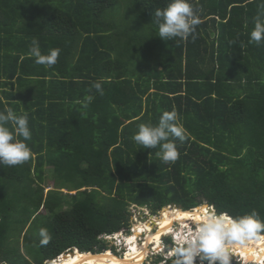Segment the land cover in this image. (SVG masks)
Segmentation results:
<instances>
[{"label":"trees","instance_id":"1","mask_svg":"<svg viewBox=\"0 0 264 264\" xmlns=\"http://www.w3.org/2000/svg\"><path fill=\"white\" fill-rule=\"evenodd\" d=\"M164 3L0 0V107L29 113L33 151L23 165L0 166L7 264L114 249L100 237L128 227L133 205L156 215L206 202L264 215V44L248 43L261 0H196L203 14L195 41L157 36L151 21ZM33 38L45 53L61 49L56 65L26 55ZM101 79L104 95L89 92ZM89 94L82 110L77 101ZM173 107L190 139L166 165L158 149L131 137L138 123ZM156 219L157 230L166 221ZM42 227L52 235L46 246ZM22 237L38 247V260L12 244Z\"/></svg>","mask_w":264,"mask_h":264},{"label":"clouds","instance_id":"2","mask_svg":"<svg viewBox=\"0 0 264 264\" xmlns=\"http://www.w3.org/2000/svg\"><path fill=\"white\" fill-rule=\"evenodd\" d=\"M202 14L203 8L196 3V0H165L163 7L156 8L151 24L155 27L157 36L162 40L178 38L188 41L191 38L195 41L197 27L202 23ZM252 23L248 43H254L257 46L264 44V0H261L259 11L253 17ZM60 54L59 47L49 48L46 53L43 52L39 40L35 38L32 39L31 46L26 53L28 57L34 58L36 64L48 68L57 64ZM91 89H95L101 96L104 95L103 79L94 81L89 92ZM93 100L94 96L89 94L77 103L81 105L82 110H86ZM131 139L144 149H158L155 153L156 157L163 164L170 165L180 158V146L190 139V133L173 107L170 111L163 110L155 123L151 120L138 123ZM31 140L32 128L29 113L23 109H20L18 113L7 103L0 107V166L15 167L30 161L33 157L29 143ZM195 214L200 216L199 221L186 232L181 229L176 234L178 240L172 235L170 237L171 249L167 246L158 258L154 257L159 260V264L165 257H169L167 259H170V264H196L197 258L200 264H233L235 260L233 250L236 248L245 252L248 264H253L251 263L253 260L257 264H264V252H261L259 256L256 255L257 242L264 241V215L256 208L236 214L229 210H217L213 204H205L197 209ZM157 216L154 215V217ZM131 228L130 226L123 227L112 233L130 231L126 239L121 240V246H124L125 250L118 254H122V257L131 246L129 243ZM38 236L41 246L48 245L52 240V235L47 228H40ZM111 246L115 248L106 251L113 252L116 248L119 249L114 244ZM76 251L79 250L73 248L66 252L75 253ZM94 259L97 264H107L104 256H96ZM54 261L56 259L51 262ZM0 264H7V261L0 259Z\"/></svg>","mask_w":264,"mask_h":264},{"label":"rangeland","instance_id":"3","mask_svg":"<svg viewBox=\"0 0 264 264\" xmlns=\"http://www.w3.org/2000/svg\"><path fill=\"white\" fill-rule=\"evenodd\" d=\"M126 1L127 0H121V2H122V4H125L126 3ZM47 170H50L49 168L47 169ZM51 171V170H50ZM49 171V172H50ZM48 183L46 184V190H45V192H47L48 190H50L52 187H53V183H51V180L49 179L48 181H47ZM64 193H68L66 190L64 191ZM72 193H75V192H72ZM205 204H207L206 202H204L203 204H201V205H199V206H197L196 208H194V209H192V211H196L198 208H201L203 205H205ZM132 207V206H131ZM67 208V207H66ZM174 209H176V210H179V208L177 207V206H172V205H170V206H167V207H165L164 209H162L160 212H158L155 216H157V215H159V216H157L156 218H161V217H163V219L167 222L168 221V219H169V217H170V213H171V211H173ZM133 212V211H132ZM139 214H141V211L140 210H138V209H135V212L133 213V215L135 216V217H137L138 218V215ZM130 215L132 216V214H131V212H130ZM156 218H154V217H152L151 218V221H152V223H150L149 225H150V232H148V231H143L142 233H141V235L139 236V239L141 240V237L145 234V233H147V234H150V233H152L153 235H155L156 234V226H155V223L157 222V219ZM140 218H138V221H136V224H140L141 225V223H140V220H139ZM179 220V219H178ZM178 220H176V222H174V226H173V228H172V230L167 234V235H164V236H160L159 238H156L155 240H154V242L152 241L149 245H154L155 247H156V249H160V239H163V237H164V239H165V241H166V243H167V246L171 249V243H170V237L172 236V235H175L176 237H177V233H179L180 231H181V229H183L185 232L190 228V227H193V225H195L198 221H194V220H181V221H178ZM165 222V223H166ZM133 224H132V218L130 219V224H129V226H130V228H131V226H132ZM164 225V224H163ZM151 226L153 227V229L151 230ZM134 229H135V227H134ZM136 229H138L137 227H136ZM127 230V229H126ZM128 231V230H127ZM155 231V232H154ZM128 232H130V231H128ZM128 232H126L125 231V233L122 235V238H121V240H125L126 239V237L128 236L127 234H128ZM134 236H135V231L132 233ZM174 236V237H175ZM108 238V237H107ZM144 238H145V236H144ZM112 240V238L108 241V242H110ZM121 240H119L118 242H117V245L116 246H120V245H118L119 243L121 244ZM144 240V239H143ZM146 242H147V240H145ZM146 242H145V244H146ZM262 242H264V241H262ZM129 243L131 244V248H130V251H129V253L127 254V255H125V256H130L131 254H134V253H137L139 250H140V245L141 244H139V245H137V244H135L134 243V239H133V241H131V239L129 240ZM128 243V244H129ZM15 247H18V248H20L22 251H23V254L26 256V257H28V259L32 262V261H36V260H38L39 259V257H40V254H39V251H38V247H36L35 245H34V243H33V241H30V242H27V241H25L24 240V238L22 237L21 239L20 238H17V239H14V241H13V243H12ZM108 245L109 246H111L112 245V243L110 242V243H108ZM120 250H122V251H120ZM124 250H125V247L124 246H121L119 249L118 248H116V250L115 251H111V250H109V251H106L105 253H102V254H106V253H109V252H112L115 256H118V257H121L122 258V254H118V253H122V252H124ZM148 250V249H147ZM263 250H264V245H262V247H261V252H263ZM261 252H259V254L261 253ZM67 254H71V255H73L72 253H67ZM118 254V255H117ZM233 257H234V261H233V264H248V262L246 263V261L245 260H242L241 261V258L239 257V256H236L237 255V253L235 252V249L233 250ZM259 254L257 255V256H259ZM240 256H243L244 258L246 257V254L244 253V255H241V253L239 254ZM64 256H66V255H64ZM73 257V256H72ZM124 257V256H123ZM256 261L255 260H253L251 263H253V264H257V262L255 263ZM46 263V262H45ZM53 263V262H52ZM159 264V260L158 259H150V261L149 262H147L146 264ZM59 264H62L61 263V259L59 260Z\"/></svg>","mask_w":264,"mask_h":264},{"label":"bare ground","instance_id":"4","mask_svg":"<svg viewBox=\"0 0 264 264\" xmlns=\"http://www.w3.org/2000/svg\"><path fill=\"white\" fill-rule=\"evenodd\" d=\"M195 213H196V211H192V210H190V211H183V210L171 211L168 221L156 230V234L153 235L152 233H150L147 235V242L145 241L146 244H145L144 248L143 249L140 248V250L137 253L131 254L128 257L126 256L124 258H121V257L115 256L112 252H109L106 254L90 255L87 253H81L79 251H76L75 253H73V255H71V254H65L66 256L63 255L60 258L61 263L62 264H97L94 257L104 256L106 258L107 264H144V260L147 256V254L149 253L147 250L149 247V244L152 241L154 242V240L156 238H159L160 236L162 237L165 234H168L172 230V228L174 226V222H176V220H178V219L199 221L200 216L195 214ZM135 227L138 228V229L135 228L137 233L135 234L134 237H136V238L138 236H140V233L143 232V229H146L150 232V225L149 224L145 228L140 224H136ZM152 229H153V227L151 226V230ZM262 245H264V242H262V241L257 242V244H256V255H258L259 252H261ZM235 252L237 253L236 256H239L241 259L245 260L246 263L248 262L246 257L244 258L243 256L239 255L240 253H241V255H244L245 252L239 250L238 248L235 249ZM263 252H264V250H263ZM111 258H115V259H111ZM59 260L54 261L52 264H59Z\"/></svg>","mask_w":264,"mask_h":264},{"label":"built area","instance_id":"5","mask_svg":"<svg viewBox=\"0 0 264 264\" xmlns=\"http://www.w3.org/2000/svg\"><path fill=\"white\" fill-rule=\"evenodd\" d=\"M135 209H138V210H140L141 211V214H139L138 215V218H140L139 220H140V223H141V225L145 228L148 224H150V223H152V221H151V218L152 217H154V215H152V213L150 212V210L147 208V207H139V206H136V205H133L131 208H130V212H131V214H132V228H131V237H130V239H134V243L135 244H137V245H139V244H141L140 245V248L141 249H143L144 248V246H145V240H147V233H145L142 237H141V240L139 239V236L136 238V237H134V235L132 234L134 231H135V234L137 233L136 232V230L134 229V227H135V225H136V221H138V218L137 217H135L134 215H133V213L135 212ZM133 211V212H132ZM143 231H148V230H146V229H143ZM149 232V231H148ZM155 232V231H154ZM125 233V232H124ZM123 232H119V233H115V234H112V235H107V234H104V235H102L101 237H100V239H102L103 241H105L106 243H112V244H114L115 246L117 245V242L119 241V240H121V238H122V235L124 234ZM139 233V232H138ZM140 235H141V233H140ZM165 235H167V234H165ZM144 236H145V238H144ZM175 236V235H174ZM108 237V238H107ZM176 237V236H175ZM112 238V240L110 241V242H108L110 239ZM144 239V240H143ZM176 240H178L177 239V237H176ZM118 245H120L119 246V248L121 247V244L119 243ZM160 246H161V248L160 249H156V247L154 246V245H149V247H148V254H147V256H146V258H145V260H144V264H146L147 262H149L150 261V259H154V257L155 258H158V255H160L163 251H164V249L167 247V243H166V241H165V239H164V237H163V239H160ZM130 248H131V246H129L128 247V250H127V252L124 254V256L125 255H127L128 253H129V251H130ZM121 251V250H120ZM171 251V250H170ZM169 251V252H170ZM67 253H69V252H66V253H64V254H62V255H60V256H58L57 257V259L56 260H59L63 255H65V254H67ZM167 258H169V257H165V259H163L161 262H160V264H165L166 263V261L168 260Z\"/></svg>","mask_w":264,"mask_h":264},{"label":"water","instance_id":"6","mask_svg":"<svg viewBox=\"0 0 264 264\" xmlns=\"http://www.w3.org/2000/svg\"><path fill=\"white\" fill-rule=\"evenodd\" d=\"M172 206H175V205H174V204H172ZM69 253H72V254H73L74 252H69Z\"/></svg>","mask_w":264,"mask_h":264}]
</instances>
